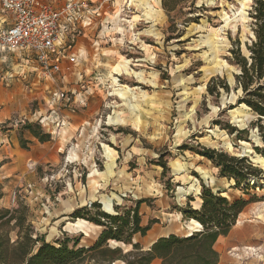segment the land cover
Wrapping results in <instances>:
<instances>
[{
  "label": "rangeland",
  "instance_id": "1",
  "mask_svg": "<svg viewBox=\"0 0 264 264\" xmlns=\"http://www.w3.org/2000/svg\"><path fill=\"white\" fill-rule=\"evenodd\" d=\"M124 1L103 2L112 20L122 4L119 18L128 21L120 20L114 30L115 37L122 32V41L100 43L95 50L91 46L94 35H81L79 39L87 44L80 43L79 47L86 59L78 65L66 64L67 70L56 75V84L70 89L75 82L74 71L86 74V82L93 85V93L86 100L87 104L91 96L95 99L93 117L79 127L72 126L71 138H55L62 149L57 162L30 169L26 161L25 166L7 172L20 175L21 183L12 189L2 186L5 197L0 208L23 205L26 223L46 241L63 235L79 236L80 244L89 245L102 228L85 218L83 225H77L82 217H72L76 209L92 213L91 204L96 203L99 210L116 213L140 198L145 201L139 214L150 226L195 231L186 230L188 220L182 218L179 207L186 205L188 197L195 207L202 184L223 191L228 198L241 195L240 189L231 186L233 180L219 176L213 163L197 153L202 147L245 154L264 169V160L253 149L261 143L257 128L249 126L255 115L237 103L240 89H234V75L239 69L233 63L232 49L239 47L248 55L254 0H175L177 5L171 10L163 8L162 0ZM1 68L6 69L0 66V72ZM211 79L213 86L223 79L228 90L219 86L218 94H210L206 85ZM0 86L10 88L11 84L6 86L0 80ZM120 89L128 90L119 94ZM27 102V110L20 111L9 107L10 99H0V110L5 109L6 117L0 131L16 129L20 143L26 142L21 137L23 123L15 120L44 104L41 97ZM83 107L74 112L65 109L69 120ZM227 124L247 128V138L237 139ZM70 145L75 148L69 149ZM182 145L186 148L181 149ZM106 147L113 152L112 160L105 155ZM8 161L11 159L0 158V166ZM162 162L168 167L165 172ZM12 166L14 162L4 165L3 170ZM12 178L11 174L1 181L7 185ZM249 192L264 194L257 187ZM259 214L264 216V200L249 203L230 232L216 241L217 264H264V218H257ZM12 223L8 227L0 224V231L8 229L11 242L17 237ZM259 223L260 235L252 237ZM189 226L195 225L191 221ZM133 240L146 249L147 235L135 234Z\"/></svg>",
  "mask_w": 264,
  "mask_h": 264
},
{
  "label": "trees",
  "instance_id": "2",
  "mask_svg": "<svg viewBox=\"0 0 264 264\" xmlns=\"http://www.w3.org/2000/svg\"><path fill=\"white\" fill-rule=\"evenodd\" d=\"M161 4L167 10L177 5L175 0H162ZM251 16L253 39L246 45L248 55L242 54L239 47L232 49L233 63L239 69L234 75V89H240L237 103L248 107L254 115L264 116V0H254ZM212 81L209 80L206 85L210 94H218L219 86L228 90L223 79H218L214 86ZM249 126L257 128L261 143L253 145V149L264 160L263 119L256 117ZM21 128L40 142L50 138L36 123L24 122ZM226 128L230 133H235L237 139L247 138V128L238 129L230 124ZM20 146L26 148V143L21 141ZM180 148L185 149L186 146ZM197 153L213 163L219 176L233 180V188L241 190V195L228 198L222 194L223 191H213L202 184L199 192L201 203L197 208L189 204L192 198L188 197L186 205L179 207V211L183 219L197 221L201 226L199 230L188 235L169 233L156 238L148 249L143 248L133 240L135 234L144 236L150 228V222L145 225L141 222L139 206L145 199L140 198L132 206H123L116 213L101 211L96 203L91 204L92 213L84 208L76 209L72 217L85 218L102 228L96 240L89 245L80 244L79 236L63 235L46 241L43 236L33 233L26 223V208L20 204L14 209L0 208L1 226L8 227L13 222L17 236L11 242L8 229L0 231V264H150L155 258H159L161 264H217L219 252L215 248L216 241L230 232L249 203L264 200V194L257 196L249 192L256 187L264 190V169L254 164L247 155L228 154L209 147H202ZM160 164L165 172L168 169L166 163ZM2 195L0 183V198ZM257 218L264 216L259 214ZM260 230L259 223L253 228L252 237H259ZM108 241L116 244L111 245ZM118 242L128 248L124 250Z\"/></svg>",
  "mask_w": 264,
  "mask_h": 264
},
{
  "label": "built area",
  "instance_id": "3",
  "mask_svg": "<svg viewBox=\"0 0 264 264\" xmlns=\"http://www.w3.org/2000/svg\"><path fill=\"white\" fill-rule=\"evenodd\" d=\"M104 1L0 0V10L11 15L12 19L8 27L0 28V63L6 62L8 56L16 53L35 62L32 72L44 86L41 98L43 107L34 108L29 115H20L16 122L36 123L52 139L66 136L69 118L65 109L74 112L78 106H85L88 96L93 93V85L86 82V74L79 69L74 71L73 89L58 86L56 75L67 70L66 64L78 65L86 59L78 45L81 35H94L91 46L95 50L100 43L122 41V32L115 37L114 31L120 20L124 19L119 18L123 11L122 4L112 16L116 21L113 24L112 18L106 14ZM128 4H131L130 0ZM17 75L9 68L0 79L8 83ZM21 75L23 79H28L27 73L22 72ZM115 78L119 80V76ZM26 88L31 90V86ZM81 130L78 134H81ZM72 148L70 145L69 149ZM29 166L34 169L36 163L30 162ZM14 199L15 193L12 194V201ZM200 228L197 227L195 231Z\"/></svg>",
  "mask_w": 264,
  "mask_h": 264
},
{
  "label": "crops",
  "instance_id": "4",
  "mask_svg": "<svg viewBox=\"0 0 264 264\" xmlns=\"http://www.w3.org/2000/svg\"><path fill=\"white\" fill-rule=\"evenodd\" d=\"M11 15L7 13H3L0 10V28H6L11 23ZM78 45L80 43L87 44L83 39H78ZM36 63L30 60H27L25 58H22L19 54H12L8 56V59L4 63H0V66H5L6 69H13L14 72L18 73V75L8 81V83L3 82L1 80L2 84H5L6 86H9L11 84L10 88H2L0 86V99H10L9 107L12 109H19L20 111H26L28 102L30 100H39V98H43L44 95V86L42 83L36 80V75L32 72L33 68L35 67ZM0 72V77L6 70H2ZM22 72L27 73L28 79L25 80L22 77ZM29 83V84H28ZM27 85V86H26ZM31 86V90H28L26 87ZM74 85H71V88H73ZM8 107V106H7ZM4 110H0V123L3 120V118H6L4 114ZM65 112V111H64ZM96 112L95 109V99L91 96L87 102V104L79 109L75 114L70 116L69 125L67 129L66 137L68 136V139L72 137L71 135V127L72 126H78L82 125L83 122L88 121L93 117V114ZM7 118H10L8 116ZM13 127V126H12ZM15 128V126L13 127ZM21 137L26 140V148H23L20 146L19 142V136L18 131L16 129H8L5 132L0 131V158H10L11 161H8L4 163L2 166H0V182L3 186V189L5 190L7 187H10L12 189L13 186H16L17 184L21 183V177L20 175H17L15 172L7 173L8 170H10L13 167L16 166H25L26 161L35 162L38 165L42 164H53L57 162V160L60 157V154L62 152L60 141L57 139L49 138L46 141H38L29 131L22 130ZM54 140V141H53ZM67 142V141H65ZM75 148V146H74ZM72 148V149H74ZM14 166L10 167L9 169L3 170V166L8 163H13ZM28 163V165H29ZM14 177V179H9L6 181L5 185L1 179L6 178L8 176ZM10 184H12L10 186ZM5 197L4 193L2 197L0 198V201L3 200ZM201 203V199L199 198L198 201H196L195 208L199 207ZM142 204V203H141ZM140 204V205H141ZM140 208V206H139ZM243 212V211H242ZM241 212V213H242ZM240 213V214H241ZM239 214V215H240ZM187 221V220H186ZM238 221V220H237ZM142 224H147L148 220H144L143 216L141 218ZM186 230L194 229V227H190L191 219L186 222ZM96 226V225H95ZM166 227H154L150 226V228L147 230L146 234L148 237L147 245L145 246L148 248L151 243L160 236H166L169 233H175L178 235H188L189 233H184L185 231H179V229L175 228L173 226L170 227L168 230H165ZM183 228V227H181ZM150 264H161V260L159 258H155Z\"/></svg>",
  "mask_w": 264,
  "mask_h": 264
},
{
  "label": "bare ground",
  "instance_id": "5",
  "mask_svg": "<svg viewBox=\"0 0 264 264\" xmlns=\"http://www.w3.org/2000/svg\"><path fill=\"white\" fill-rule=\"evenodd\" d=\"M123 67H124V70H126L127 67L126 66H123ZM127 90L128 89H126L124 91V90L120 89V90H118L117 93L124 94ZM105 155L110 160H112L114 158L113 157V152L108 147L105 148ZM191 221H192V223H194V225H196L194 229H197V227H201L200 224L197 221H195V220H191ZM84 223H85V221L82 220V219H77V221H76L77 225H83Z\"/></svg>",
  "mask_w": 264,
  "mask_h": 264
},
{
  "label": "water",
  "instance_id": "6",
  "mask_svg": "<svg viewBox=\"0 0 264 264\" xmlns=\"http://www.w3.org/2000/svg\"><path fill=\"white\" fill-rule=\"evenodd\" d=\"M256 117H260V118H262L263 119V122H264V116H259V115H255V118ZM242 155H245V154H242ZM252 159V158H251ZM149 248V247H148ZM148 248H146V249H148Z\"/></svg>",
  "mask_w": 264,
  "mask_h": 264
}]
</instances>
